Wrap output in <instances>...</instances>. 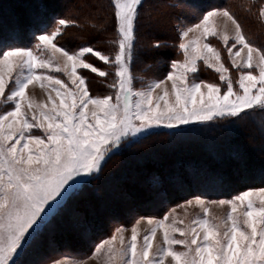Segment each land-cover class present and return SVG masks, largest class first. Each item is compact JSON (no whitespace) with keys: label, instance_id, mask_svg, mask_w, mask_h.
I'll use <instances>...</instances> for the list:
<instances>
[{"label":"snow or ice","instance_id":"1","mask_svg":"<svg viewBox=\"0 0 264 264\" xmlns=\"http://www.w3.org/2000/svg\"><path fill=\"white\" fill-rule=\"evenodd\" d=\"M143 2L112 0L118 34L114 54L90 45L65 49L58 38L76 26L74 20L65 18L55 20L51 30L35 35L32 47L0 51V105H11L0 111V264H16L28 240L58 210L65 196L80 180L99 173L109 153L125 139L161 127L171 130L218 117H238L256 107L264 109V49L246 38L241 23L228 9L208 11L197 23L184 28L178 43L183 59L172 61L164 80L135 89L131 65ZM250 5L249 12L255 7L257 19L264 24V0H250ZM217 16L231 22L233 37L210 24ZM195 31L199 36L188 40L189 33ZM210 37L222 42L230 66ZM153 47L160 48V42ZM245 49L246 56L242 57ZM56 53L65 57L63 66L54 62ZM86 56L114 69V79L108 85L113 94H91L87 76L78 69L101 78L110 73ZM202 66L218 73L219 83L199 79ZM233 68L238 72L236 80L231 75ZM52 73H64L71 83ZM169 81L175 96L172 103L165 87ZM45 82L56 94L48 96L51 107L27 96L30 85L40 83L44 87ZM157 89L162 95L154 97ZM253 195L258 196L259 206L251 199ZM245 202L241 220L234 214ZM195 203L203 208L204 215L186 229L177 227L182 221L167 223L168 216L149 219L148 223L156 227L144 236L139 248L134 226L130 243L124 246L121 238V248L115 253L108 248L109 258L118 256L122 264H165L168 257L174 264H264V189L231 199H197ZM207 204L230 206L222 222L223 232L207 218ZM161 230L163 245L152 255V242ZM115 239L113 236L106 243ZM103 247L98 246L97 251Z\"/></svg>","mask_w":264,"mask_h":264},{"label":"trees","instance_id":"2","mask_svg":"<svg viewBox=\"0 0 264 264\" xmlns=\"http://www.w3.org/2000/svg\"><path fill=\"white\" fill-rule=\"evenodd\" d=\"M156 1L162 4L161 6L187 4L201 14L233 8L232 0H154ZM0 3V51L31 47L35 42L34 36L40 31L50 30L59 18L76 22V26L70 27L69 38L63 41L62 45L69 51L90 45L107 54L114 42L116 26L111 0H14L13 4L10 1L13 12L9 19L5 17L8 5L3 1ZM149 25L148 22L142 24L140 19L135 32V35H142L143 30H147L142 42L137 35L136 44L137 50L142 51L144 64L152 68L159 62L171 63L175 59L173 53L166 55L165 51L160 49L148 51L155 42H170L167 35L160 33L158 27L156 30L160 31L159 33L147 29ZM262 36L264 37L263 34ZM164 69L167 73L168 66H164ZM165 132L152 133L143 141L136 142L131 149H124V152L134 150L137 145H150L153 140L157 142L159 138L164 142L168 137ZM179 134L181 135L180 132L172 133L168 138L177 139ZM198 134L196 138H186L187 143L194 141L191 146L190 143L180 146L164 142L161 146L164 145L168 152H165L160 160L156 155L158 152L148 150L150 147L137 151V154L133 151L136 154L135 159L131 154V157L121 161L118 172L109 177L101 176L106 167L102 164L99 176H91L83 182L77 192L45 224V232L39 233L31 241V244L41 245L45 240L42 234L56 231L57 227L53 226L61 223L60 231L50 235L52 245L57 249L53 250L49 243L50 250L44 251V259L41 254L43 251H31L27 253L31 254L29 258L35 256L34 259L41 260L36 264H46L56 255L68 252L72 255L78 253L87 256L91 254L94 245L111 235L114 228L129 227L138 218H161L170 208L196 197L209 200L230 199L249 190L264 188V151H254V148L264 145V110L247 112L232 123L228 121L224 125L215 124L210 132ZM183 137L181 136L180 140ZM198 143L200 153L192 154L191 148L188 149L187 146L195 147ZM216 146L223 152V157L218 155ZM239 163L242 170L243 167L247 168V173L254 171L242 178L240 173H236L234 177L232 169H239ZM123 174L126 178L129 177L128 183L121 181ZM180 187L186 189L179 192L177 189ZM121 192L123 199L118 194ZM159 201L160 205L153 207L154 203ZM123 204L127 208H124ZM72 212L83 215L81 227L88 229L87 240L72 229L62 230L68 226ZM52 227L53 229H50ZM20 262L24 264L26 259H21Z\"/></svg>","mask_w":264,"mask_h":264},{"label":"rangeland","instance_id":"3","mask_svg":"<svg viewBox=\"0 0 264 264\" xmlns=\"http://www.w3.org/2000/svg\"><path fill=\"white\" fill-rule=\"evenodd\" d=\"M2 1L5 2V4L8 5V7H9V9L8 8H7V10L5 9V17L7 19H9V18H11V13L13 12L10 8V4L14 0H0V2H2ZM10 1H11V3H10ZM111 3H112V0H111ZM14 4H16V3H14ZM0 5H1V3H0ZM161 5L162 4L158 3L157 1L154 2V0H144V2L142 4V8L139 9V16H138V19L136 21V27H137L138 21L140 19L142 20V24L143 23L146 24L147 22L150 23V25L147 26V29L149 28V30L157 32L156 28L158 27L161 32L158 31L157 33L160 32V33H164L165 35H167L170 42L167 44L160 43L161 44L160 48H155V47H153V44H152L151 48L148 51L160 49V50L165 51L166 55L173 53L175 56L174 61H180L183 59V56L178 49V43L180 42V34L184 28L197 23L202 14L199 13L197 10L193 9L192 7L188 6L187 4H180V6L170 5V4H164V6H161ZM232 5H233L232 9H231V7L226 8V9H228L232 14H234L235 17L239 20V22L241 23V25L243 27V32H244L246 38L249 41H251L253 44H255L257 47L264 49V37L262 36V34L264 35V24H262L257 19L256 8L252 7V11L249 12L248 8L251 6L250 0H235V3H233V0H232ZM66 19H68V18H66ZM113 19H114V11H113ZM114 21H115V19H114ZM210 24L212 26L216 27L217 31H225L226 30L230 37H233L235 35L234 26L231 24L230 21H227L225 17H222V16L213 17L210 21ZM53 27H55V24ZM259 31H261V33ZM69 33H70V27L65 30V33H64L62 38H58L60 41V45H63V41H65L66 39L69 38V35H70ZM142 33H143L142 35L137 34V33L135 35L134 56H133V61H132V65H131V71H132V75L134 77L133 86L137 90L144 88L147 84L151 83L152 81L164 80L166 78L167 74L171 71V63H172V62L171 63H168V62H161L160 63L159 62V63H156V65L153 66L152 68L148 67V66L146 67V65L144 64L145 62L142 59V58H144L143 55L141 54L142 51L137 50V45H136L138 43L137 35L140 37V41L142 42L145 39L144 34L147 33V30L144 29ZM199 34H200L199 31L189 33L187 39L188 40H194L199 36ZM0 38H1V35H0ZM117 38H118V34L116 32V27H115V36L113 38L114 41ZM209 39L212 40L214 43H216V45L222 49L224 61L227 65L230 66L231 62H230V60H228L226 50H223L222 42H220V41H218L212 37H210ZM231 42H232V40L230 39L229 43H231ZM33 44H32V46H33ZM148 47H150V46H148ZM238 47H239V45H238ZM115 51H116V46L113 43V44H111L110 51L107 54H109V55L114 54ZM233 51H235V49ZM246 52H247V50L245 49V52L242 53L241 56L242 57L246 56ZM139 55H141V56L139 57ZM86 58L90 59L91 62L97 64V66L106 68L110 73L109 77L101 78V77H98L96 74L90 73L87 70L78 69V73L83 72V74L85 76H87V78H88L87 83H88L91 94L101 95V96L113 94V90L111 88H109L108 85L110 83H112V81L114 79V75H112V73L114 72V69L108 68L107 66L103 65L102 62L97 61L95 58H91V57H87V56H86ZM148 60H149V58H148ZM255 60H256V57L254 55V63H255ZM54 62L63 66L65 64V57H63L60 53H56ZM213 63H215L214 60H213ZM166 65L168 66L167 73L164 72V70H165L164 66H166ZM69 71H70V68H69ZM52 75L58 76V77L64 79L65 82H67L69 84L71 83L70 80L68 79L67 75H65L64 73H52ZM197 75H198V78L201 80L219 83V78H218L219 74L216 73L212 69H208V68L202 66L201 71ZM231 75H232V78L234 80L238 79V72L236 69H234V68L231 69ZM165 87H167L169 90V102L170 103L174 102L175 96L171 90V81H169L167 83V85H165ZM49 94H51L53 97H55V95H56L55 91H53L52 88L46 82L44 83V87H41L40 83H34V84L30 85L28 90H27L28 98H30L31 100H33L36 103H47L49 105V107H51V103L48 100ZM160 95H162V90L157 89L156 92L154 93V97H158ZM58 102L59 101L57 100V103ZM10 107H11V105H7V106L0 105V111L7 110ZM161 107H164L163 102H161ZM262 110H264V109L256 107V108H253L250 110H246L242 114L244 115L247 112L253 113L254 111L259 112ZM242 114L240 116H242ZM238 117H225V118H219L218 117L212 121H207V122H203V123H193L190 125H184V126H181L179 128L171 129V130L161 127V128L154 129V130H151L149 132L140 134L136 137L127 138L121 143V145L118 148L113 149V151L111 153H109L108 157L106 158L105 162L103 163V164H105L106 167H104V170H103V173L101 174V176L106 175L109 177L112 174L118 172L117 170L119 168V165L122 163L121 161H125V159L128 158L129 156L131 157V154L133 155V157L135 159L137 151L140 152V150H146L148 147H150V148H148V150L149 151L151 150L152 152L153 151L158 152L156 155L159 156L158 158L160 160L161 156L164 157L165 152H168V150L165 149L166 147H164V145L161 146L162 144H164V142H168V144L176 143V144L182 146L185 143H187V140H186L187 137H191V139L196 138V136L199 135L198 134L199 132L202 134L208 133L212 130V128L215 124L224 125L228 121H231V123H232ZM34 131H36V130H34ZM163 131H166L165 132L166 137L167 136L170 137V135L172 133H176V132L177 133L180 132L181 135L179 134L180 136L178 135L177 139H170L167 137V139L164 142H163V140H160V138H159L158 140H156L157 142H155V140H153L150 145H148V143H145V145H137L136 146L137 148H135L134 150H131L129 152L126 151V153L124 152L126 149H131L133 146H135L136 142L143 141V139L146 138L148 135H150L152 133H160ZM181 136H184V137L181 138V140H180ZM189 143H187V144H189V146H191L194 143V141H192V142L189 141ZM198 145H199V143L195 147H189V146H187V147H188V149L191 148L192 154L198 155L200 153V148L198 147ZM216 149L218 150V155L220 157H223V152L221 151L219 146H216ZM257 150H263L264 151V145L262 144L261 146L254 148V151H257ZM120 152H121V154H120ZM155 152H153V153H155ZM255 159L257 161H259L258 158H255ZM107 162H108V164H107ZM233 164H235V162H233ZM239 165H240L239 169L237 168L234 170V167L232 169V173H234L233 174L234 177L236 176V173H238V174L240 173L241 174L240 178H242V177H244V175L250 174L254 171V170H250V172L247 173L246 172L247 168L243 167V170H242L240 163H239ZM220 168L225 169L222 167H220ZM99 173L93 175V176H95L93 178L98 177ZM89 178L90 177L82 179L78 182V184L76 185L74 190L68 196H65L64 201H62L58 210L65 204L66 201H68V199L71 198V196L75 192H77L80 185L83 182L87 181ZM128 178H126L125 174H123L120 177L121 181H127ZM153 180H154V177H152L151 181L153 182ZM127 183H128V181H127ZM194 183L195 182H193V184ZM117 186H119V185H117ZM196 186L197 185H195V187ZM185 189H186L185 187H180L177 189V191L181 192ZM261 189H264V188H261ZM258 190L259 189H254V190H249V191L256 192ZM118 194H119L120 198L123 199V195L121 196L122 192L118 193ZM160 196L161 195H159V197ZM164 199H165V197H164ZM197 199H203L205 201H211L209 199H205L202 197H196V198L189 199L186 202H183V203H181L175 207H172L164 215V216H168L167 223L171 224L174 220L182 221L183 223H178L177 227L186 229L187 226L192 224V221L194 219H196L197 217H202L204 215V210L198 204L195 203V201ZM251 199H253V201L256 202L257 206H259V198L257 195H253V197H251ZM189 201H192V203L189 204L188 203ZM159 203H161V202L160 201L155 202L153 207H158L160 205ZM125 204H127V203H125ZM246 204H247V202H245L244 205H242L240 208H238V211L234 214L235 216L239 217L241 220H243L244 217L240 216V213L245 210ZM123 206H124V208H127L124 204H123ZM206 207L209 209L208 216H207L209 221L211 223L220 225V231L223 232L224 231V225L222 222L225 220L226 216L230 212V206L229 205L221 206L218 204H207ZM55 213L50 214L49 218H47L44 221V223L41 224L39 232L34 233L32 238H30L28 240V243L25 246V250L17 257L16 264H21V262H20L21 259H24V260L26 259V262L24 264H36V263H38L40 258L34 259L35 256H32L30 259L29 256L31 254H27V253H29L31 251H33V252H37V251L42 252L43 251L41 254H43L42 257L44 259V251L47 249L50 250L49 243L51 244L53 250H55L56 247L54 245H52L53 242L51 241L50 235L53 232L60 231L59 229L62 228L61 223H59V225H57V223H56V225L53 226L54 228L57 227L56 231L53 230L50 233L42 234V236H45L44 237L45 240L42 242L41 245H37L35 243L31 244L32 239L36 235H38L41 232L42 233L45 232V230L47 229V228L44 229L45 224L52 218V216ZM82 217H83V215H79V214H76L75 212H72L68 226L62 230H65V229L71 230L72 229L73 232L77 233V235H81L82 238L87 240L89 233L87 231L88 230L87 227H84V226L81 227V225H83ZM163 217H161V218L141 217V218L136 219L129 227H116V228H114L111 235L108 238L100 241L98 244L94 245V247L92 248L93 250H92L91 254H89L87 256H83V255L78 254V253L72 255L69 252H68V254H62L60 256L59 255L57 256L56 252L54 251L55 255L57 256L56 257L54 255L55 256L54 258H56V259L53 258L54 260L52 259L50 262L47 261L48 263H46V264H122V262L118 256H113L111 259L109 258L108 248L112 247L113 253H115L116 250L121 248V243H120L121 238H123L124 246H127L131 241V236H132L131 229L134 226L137 228V245L139 248L140 245L143 243L144 236L150 234L152 229L156 227L155 223L149 224L148 220L152 219L153 221H157V220L162 219ZM102 219H104V218H102ZM53 227L50 229H53ZM120 229H123V231H118ZM46 232H49V231H46ZM175 235L177 237H179V233H175ZM200 235H201V239H202L203 238V232H201ZM113 236L116 237L115 241L112 244L106 243V242L111 241ZM152 243H153L152 255H155L157 249L163 245V232H162V230L157 231L156 236H155ZM100 245H104V247L101 248L99 251H97V248ZM45 247H47V248H45ZM176 247L183 250L182 246L177 245ZM32 254L34 255L35 253H32ZM35 255H37V254H35ZM20 256H22V257H20ZM28 258H29V260H28ZM165 264H174V262L172 261L171 257H168L165 260Z\"/></svg>","mask_w":264,"mask_h":264}]
</instances>
